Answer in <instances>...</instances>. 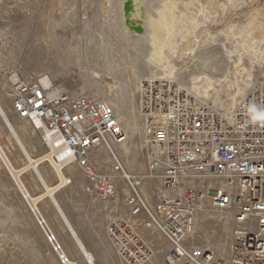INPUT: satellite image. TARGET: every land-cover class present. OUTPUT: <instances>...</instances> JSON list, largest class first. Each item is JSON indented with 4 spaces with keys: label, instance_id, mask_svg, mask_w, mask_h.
I'll list each match as a JSON object with an SVG mask.
<instances>
[{
    "label": "rangeland",
    "instance_id": "obj_1",
    "mask_svg": "<svg viewBox=\"0 0 264 264\" xmlns=\"http://www.w3.org/2000/svg\"><path fill=\"white\" fill-rule=\"evenodd\" d=\"M126 1L0 0V111L20 143L0 115V264H61V256L71 264H126L106 235L109 221L116 214H124L122 205L99 202L72 161H59L35 126L18 121L12 112L14 78H47L65 92L101 99L114 106L128 135V150L139 146V90L134 77L146 81L151 67L144 62L148 45L135 33L125 31L122 7ZM206 1L202 5L196 1L191 7L186 6L189 0L143 3V21L159 19L166 2L175 3L171 9L174 19L197 20L198 32L202 36L209 32L216 40L205 51L202 37L195 52V64L203 62L211 72L195 69L187 56L175 58L176 67L185 69L177 72L173 80L180 90L189 87L197 74L210 75L217 81L233 70L223 47L230 49L239 37L224 40L229 26L238 33L253 19L254 35L258 40L262 38L264 0ZM261 79L264 64L252 69L250 83ZM110 83L116 85L114 91L108 90ZM250 83L243 86L244 95ZM223 90L218 91L220 96H224ZM195 99L209 106L205 95ZM241 100L228 101L229 108L234 110ZM52 200L90 258L67 231ZM202 228L208 230V240L213 244L223 241L227 232L221 224L207 223ZM47 233L60 247L58 253ZM153 238L163 249L154 248L148 264H164L169 247L160 235Z\"/></svg>",
    "mask_w": 264,
    "mask_h": 264
},
{
    "label": "built area",
    "instance_id": "obj_2",
    "mask_svg": "<svg viewBox=\"0 0 264 264\" xmlns=\"http://www.w3.org/2000/svg\"><path fill=\"white\" fill-rule=\"evenodd\" d=\"M13 80L15 118L55 136L96 199L124 208L106 226L123 262L150 263L154 248L163 249L157 234L169 247L164 264H264V79L231 113L173 82L143 81L139 146L129 150L104 100ZM207 223L226 227L223 241L208 240ZM60 263L71 264L65 256Z\"/></svg>",
    "mask_w": 264,
    "mask_h": 264
},
{
    "label": "bare ground",
    "instance_id": "obj_3",
    "mask_svg": "<svg viewBox=\"0 0 264 264\" xmlns=\"http://www.w3.org/2000/svg\"><path fill=\"white\" fill-rule=\"evenodd\" d=\"M196 1L201 5L207 2L206 0L204 1L189 0L188 5L186 6L191 7ZM223 1L231 2L232 0H223ZM132 2H133L134 13L132 14L131 17L133 20H138L140 19L142 14L140 8L144 7L143 5L144 0H132ZM138 5H140L139 8ZM165 6H166V10L160 16L159 19L149 18L143 21L142 18L145 32L142 35L136 33L135 35L138 38L144 40V42L148 45L149 48V53L144 60V62L151 67V72L147 80L149 81L157 80L159 82L170 81L175 83L173 80L176 79V73L179 72L180 70L185 71V69H183L182 67L180 68L176 67V64H174L175 58L179 59L182 56L183 57L187 56L188 58L192 59V62H194L196 60L195 52L200 48L197 42L202 37H204L205 41L203 48L205 49V51H208L210 44L214 43L216 40L213 39V36H211L209 32L203 36L201 35V32H198L197 28L199 27L200 22H198L197 20L174 19V17L171 15V9L175 7V3L166 2ZM138 11L140 12V14H138ZM255 26H256L255 20L252 19L249 20L246 23V25L238 31V33L234 31L232 26H229L224 31V40L226 41L239 37V39L236 38L237 40L234 41L233 43L234 46H232L230 49L223 47L225 52V57L228 59V62L233 65V70H229L226 73V75L222 77V79L217 81H214V78L210 75L197 74L196 76L193 77L192 81L190 82V86L186 88L183 87L182 91L187 92L190 95H194L195 98L197 97L203 98V95H205V97L207 98V102L209 103V106H211L214 109H219V111L223 113H231L233 110L229 108L230 104L228 103V101L237 103L245 96L243 86L244 85L247 86L251 82L252 69L259 66L260 64H264V30L263 29L261 30L262 38L258 40L254 35ZM125 31L127 33L131 32L127 28ZM181 42L183 43V45ZM231 57H234V59L230 60ZM244 59L246 60V62L244 61ZM194 64L195 62L193 63L195 69L202 70L204 71V73L205 71H209V72L212 71L209 70L211 69L209 68V65L203 62L202 63L197 62V64L195 65ZM203 65L205 66L203 67ZM199 73H203V72H199ZM134 79H135L136 89L140 91V87L143 80L139 79L136 75ZM256 82L257 81H255V83ZM41 83L45 86H50V81L47 78H43L41 80ZM255 83L254 84L253 82L252 84L250 83L251 87H249L248 89L250 90L255 85ZM107 86H108V90H112V91H114L117 88L116 85L113 83L107 84ZM222 88H224V90L222 91L224 93V96H220L218 92ZM218 104H220V106L223 109L222 108L220 109L217 106ZM1 114L3 113H1L0 111V115ZM1 117L5 121V124L9 128L12 135L15 137L16 142L20 145L12 129V126L10 125L5 115L4 116L1 115ZM35 125H39V123H35ZM38 131L42 135L44 141L49 145L50 149L52 150V153L55 154V156L58 158L59 161H63L62 159L71 160L68 151L66 150L65 147L59 146V140L55 136L47 132H43L41 130ZM52 203L56 211L60 215L67 231L75 239L79 248L82 250L85 256L88 257L89 256L88 253L84 250L82 244L77 239L76 234L69 226L65 217L62 215L57 204L53 200ZM47 236H49L48 233ZM51 245L55 246V243L53 244L51 243Z\"/></svg>",
    "mask_w": 264,
    "mask_h": 264
},
{
    "label": "water",
    "instance_id": "obj_4",
    "mask_svg": "<svg viewBox=\"0 0 264 264\" xmlns=\"http://www.w3.org/2000/svg\"><path fill=\"white\" fill-rule=\"evenodd\" d=\"M142 11L141 17L138 20L132 19V14L134 13L133 2L132 0H127L122 7V13L124 18V26L131 32L142 35L145 32L143 27V7L140 8ZM3 115V114H1ZM4 116V115H3Z\"/></svg>",
    "mask_w": 264,
    "mask_h": 264
}]
</instances>
